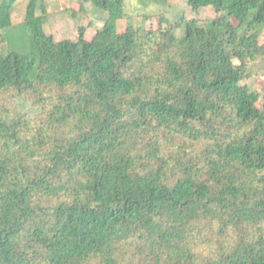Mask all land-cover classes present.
Masks as SVG:
<instances>
[{"label": "trees", "instance_id": "1", "mask_svg": "<svg viewBox=\"0 0 264 264\" xmlns=\"http://www.w3.org/2000/svg\"><path fill=\"white\" fill-rule=\"evenodd\" d=\"M41 1L0 52V264H264V0L124 32L125 0H81L104 26L60 42Z\"/></svg>", "mask_w": 264, "mask_h": 264}, {"label": "rangeland", "instance_id": "2", "mask_svg": "<svg viewBox=\"0 0 264 264\" xmlns=\"http://www.w3.org/2000/svg\"><path fill=\"white\" fill-rule=\"evenodd\" d=\"M127 19L121 22V32H124L129 25L143 26L146 29L158 30L163 19L166 23L163 28L176 25L184 18L187 22L205 24L217 19L219 16L213 8L202 9L200 12H193L189 0H167L164 4L148 0H125ZM29 0H19L18 9L14 15V27L3 34L0 31V52L8 53L14 48V38L18 26L25 21L24 9L27 8ZM23 4V5H22ZM24 8V9H23ZM103 11L94 8L90 4H83L81 0H42L40 3L39 15L46 17L45 31L47 35L53 36L57 42L64 40L77 41L80 28H86V38L91 41L98 30L104 26ZM106 14V13H105ZM180 32V31H179ZM264 42V34L262 36ZM23 52L30 50V42L21 45ZM237 64L238 61H236ZM250 76L243 83L252 91L264 97V59L258 60L250 65ZM17 110L35 118L40 110L25 100L16 103Z\"/></svg>", "mask_w": 264, "mask_h": 264}, {"label": "crops", "instance_id": "3", "mask_svg": "<svg viewBox=\"0 0 264 264\" xmlns=\"http://www.w3.org/2000/svg\"><path fill=\"white\" fill-rule=\"evenodd\" d=\"M19 4V3H18ZM18 4H17V6H16V8H15V10H14V13H13V18H12V20H13V26H14V15L16 14V11H17V9H18ZM23 5V4H22ZM24 9V8H23ZM26 10H27V8H25L23 11V13L25 14V17H26ZM24 17V18H25ZM25 22V21H24ZM23 22V23H24Z\"/></svg>", "mask_w": 264, "mask_h": 264}]
</instances>
